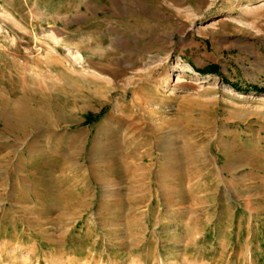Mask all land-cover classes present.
Here are the masks:
<instances>
[{
	"label": "rangeland",
	"instance_id": "1",
	"mask_svg": "<svg viewBox=\"0 0 264 264\" xmlns=\"http://www.w3.org/2000/svg\"><path fill=\"white\" fill-rule=\"evenodd\" d=\"M0 264H264V0H0Z\"/></svg>",
	"mask_w": 264,
	"mask_h": 264
},
{
	"label": "bare ground",
	"instance_id": "2",
	"mask_svg": "<svg viewBox=\"0 0 264 264\" xmlns=\"http://www.w3.org/2000/svg\"><path fill=\"white\" fill-rule=\"evenodd\" d=\"M69 50H68V52H67V54H72V53H75L72 49H70V48H68ZM79 58H80V56L79 55H77Z\"/></svg>",
	"mask_w": 264,
	"mask_h": 264
}]
</instances>
